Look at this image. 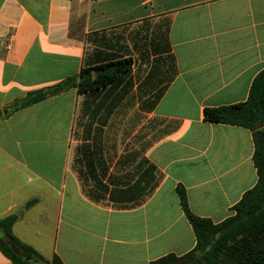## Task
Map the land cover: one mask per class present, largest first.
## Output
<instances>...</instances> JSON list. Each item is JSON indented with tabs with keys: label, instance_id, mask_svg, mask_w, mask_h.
Instances as JSON below:
<instances>
[{
	"label": "crops",
	"instance_id": "crops-1",
	"mask_svg": "<svg viewBox=\"0 0 264 264\" xmlns=\"http://www.w3.org/2000/svg\"><path fill=\"white\" fill-rule=\"evenodd\" d=\"M125 58L116 91L72 87L5 114ZM262 70L264 0H0V219L16 215L14 236L62 264L188 254L197 239L177 187L217 224L258 181L253 132L204 109L245 102ZM158 122L162 136L142 144ZM0 264L14 263L0 251Z\"/></svg>",
	"mask_w": 264,
	"mask_h": 264
},
{
	"label": "trees",
	"instance_id": "trees-1",
	"mask_svg": "<svg viewBox=\"0 0 264 264\" xmlns=\"http://www.w3.org/2000/svg\"><path fill=\"white\" fill-rule=\"evenodd\" d=\"M132 64L131 58H125L86 66L78 77L67 78L53 87L32 92L25 99L15 101L6 108L5 114L72 87H77L79 93L86 97L96 96L104 91L106 94L116 91L120 82L130 74ZM127 87H124V91H129ZM113 107L112 104L111 109ZM2 116L4 114L0 111V118ZM204 120L243 127L253 132V161L258 174L257 184L234 206V215L217 224L191 212L186 190L179 185L177 194L196 235V247L184 256L170 254L150 264H264V70L255 77L245 102L206 107ZM260 124L263 126L261 129ZM16 220V215L0 219V251L7 258L14 264H62L59 257L55 256L48 261L34 248L15 237L12 229Z\"/></svg>",
	"mask_w": 264,
	"mask_h": 264
},
{
	"label": "rangeland",
	"instance_id": "rangeland-1",
	"mask_svg": "<svg viewBox=\"0 0 264 264\" xmlns=\"http://www.w3.org/2000/svg\"><path fill=\"white\" fill-rule=\"evenodd\" d=\"M127 112H128V110H127ZM122 122V121H121ZM123 123V122H122ZM145 123V122H144ZM134 121L133 122H128V121H126V122H124V124H123V129H122V131H120V132H118V131H113L114 132V134L116 135V138H117V141L120 139V140H126L127 142H128V139H129V137L130 136H127V138L125 137L126 135H125V128H128L129 126L132 128L134 125ZM125 125V126H124ZM132 125V126H131ZM152 125V129L153 128H155V126H156V128L158 129V130H152V135H151V137L148 139V138H146V135H144V137H143V139H144V141H143V143L142 144H144V145H146L147 143H151L152 141H155L157 138H159V137H161L162 136V130H164V128H166V126L165 125H163L162 123H157L156 125H155V123L154 124H151ZM146 126H147V128H148V125H144V129H143V132H147V130H146ZM119 130V129H118ZM113 132H112V134H113ZM133 133H134V129H133ZM139 133L141 134V132L140 131H138V134L136 135V136H138L139 135ZM134 136V135H133ZM137 138H139V137H137ZM116 140V139H115ZM130 142V144H132V143H134V138L131 140V141H129ZM138 140H137V145H138Z\"/></svg>",
	"mask_w": 264,
	"mask_h": 264
},
{
	"label": "water",
	"instance_id": "water-1",
	"mask_svg": "<svg viewBox=\"0 0 264 264\" xmlns=\"http://www.w3.org/2000/svg\"><path fill=\"white\" fill-rule=\"evenodd\" d=\"M262 127H263V126L260 124V125H259V129H261Z\"/></svg>",
	"mask_w": 264,
	"mask_h": 264
}]
</instances>
